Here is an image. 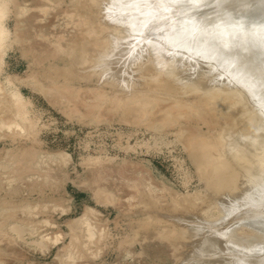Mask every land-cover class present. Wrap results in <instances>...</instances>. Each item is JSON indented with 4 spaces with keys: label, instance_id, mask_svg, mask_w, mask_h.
Listing matches in <instances>:
<instances>
[{
    "label": "rangeland",
    "instance_id": "374dc122",
    "mask_svg": "<svg viewBox=\"0 0 264 264\" xmlns=\"http://www.w3.org/2000/svg\"><path fill=\"white\" fill-rule=\"evenodd\" d=\"M103 16L101 0H0V264H177L164 218L219 215L226 117L106 73Z\"/></svg>",
    "mask_w": 264,
    "mask_h": 264
},
{
    "label": "bare ground",
    "instance_id": "6f19581e",
    "mask_svg": "<svg viewBox=\"0 0 264 264\" xmlns=\"http://www.w3.org/2000/svg\"><path fill=\"white\" fill-rule=\"evenodd\" d=\"M101 5L113 26L111 45L106 62L100 63L102 53L93 62L111 67L106 73L128 87L129 76L133 82L141 75L139 85L147 89L155 79L165 94L200 93L205 110L226 117L221 174L209 186L218 217L204 220L203 210L184 209L180 224L164 218L180 234L177 264H264V0Z\"/></svg>",
    "mask_w": 264,
    "mask_h": 264
}]
</instances>
